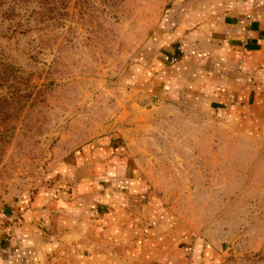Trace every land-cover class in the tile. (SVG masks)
<instances>
[{
  "label": "rangeland",
  "instance_id": "rangeland-1",
  "mask_svg": "<svg viewBox=\"0 0 264 264\" xmlns=\"http://www.w3.org/2000/svg\"><path fill=\"white\" fill-rule=\"evenodd\" d=\"M174 1L0 0V221L71 153L120 132L155 194L223 264H264L263 145L129 87Z\"/></svg>",
  "mask_w": 264,
  "mask_h": 264
},
{
  "label": "crops",
  "instance_id": "crops-1",
  "mask_svg": "<svg viewBox=\"0 0 264 264\" xmlns=\"http://www.w3.org/2000/svg\"><path fill=\"white\" fill-rule=\"evenodd\" d=\"M139 58L131 89L223 120L264 147V0H175ZM229 94L238 105H225ZM57 172L4 208L0 264H223L155 194L120 132L81 146Z\"/></svg>",
  "mask_w": 264,
  "mask_h": 264
},
{
  "label": "built area",
  "instance_id": "built-area-1",
  "mask_svg": "<svg viewBox=\"0 0 264 264\" xmlns=\"http://www.w3.org/2000/svg\"><path fill=\"white\" fill-rule=\"evenodd\" d=\"M246 18H247L248 22L250 23L252 20V14L251 13L246 14ZM240 46H241V52L245 54L248 51L246 38H244L241 41ZM176 61H177L176 57H173L171 59V62H176ZM241 62H242V60H240V63ZM238 104H239V102L235 99L234 95L229 94L228 95V102L225 105H238Z\"/></svg>",
  "mask_w": 264,
  "mask_h": 264
}]
</instances>
